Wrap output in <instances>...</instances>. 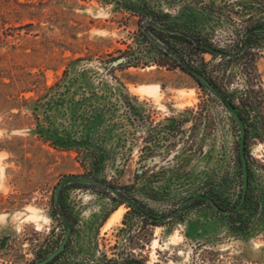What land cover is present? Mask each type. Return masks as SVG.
Wrapping results in <instances>:
<instances>
[{
    "label": "rangeland",
    "instance_id": "1",
    "mask_svg": "<svg viewBox=\"0 0 264 264\" xmlns=\"http://www.w3.org/2000/svg\"><path fill=\"white\" fill-rule=\"evenodd\" d=\"M146 20L232 50L264 23V0H0V264H31L57 245L53 192L67 174L105 180L153 215L200 189L223 207L237 202L236 123L146 31L240 110L260 105L263 115L264 31L219 56ZM253 159L252 197L233 214L197 199L154 222L104 187L65 184L72 233L50 264H264V181ZM195 221L215 231L195 236Z\"/></svg>",
    "mask_w": 264,
    "mask_h": 264
},
{
    "label": "water",
    "instance_id": "2",
    "mask_svg": "<svg viewBox=\"0 0 264 264\" xmlns=\"http://www.w3.org/2000/svg\"><path fill=\"white\" fill-rule=\"evenodd\" d=\"M153 25L161 30L168 31L170 33H179V34H186L190 38L194 39V37L185 31L178 29V28H173L167 25H162V24H155ZM253 31L259 30V31H264V24H259L256 26L251 27ZM251 28L246 29L244 32L241 34V39L244 40V36L251 30ZM148 36L158 45L160 46L164 51L170 53L174 57H176L182 64L187 68L189 73L193 76H195L200 83H203L206 88L213 94L215 95L218 99H220L224 105L227 107L229 110L230 114L232 117L235 119L238 127H239V139H238V153H239V159L241 162V168H242V188L240 192L239 199L237 203L232 206V207H222L220 206L214 198L207 192H204L203 189L198 190L195 193H192L182 199L181 201L178 202L177 207L173 209L171 212L163 214V215H153L150 214L142 205H140L134 198L131 196L127 195L123 191H121L118 187L101 180L99 178H96L93 175H86V174H67L63 176L55 185L54 188V201H58L59 199V194L61 191V188L67 184V183H84V184H95L97 186L105 187L106 189L110 190L114 195L120 197L123 199L125 202H127L130 206L134 207L138 212L143 214L144 216L148 217L150 220H153L155 222L159 221H164L170 217H172L175 213L179 212L182 207H184L186 204L192 202L194 199L201 198L209 201L216 209H218L221 212L225 213H234L238 211L244 201H245V196H246V189H247V183H248V168H247V163H246V156H245V148H244V122L242 117L239 114V111L232 103V101L229 99V97L221 90L219 89L210 79L200 70H198L196 67L191 65L187 59H182L178 53H176L174 50L170 49L166 43L161 41L159 38L152 36L150 33H148ZM198 44L205 49L222 54V55H233L237 51H227L220 49L210 43L204 42L202 40H196ZM242 50V49H241ZM124 58L123 57H118L116 58L113 62L118 63L121 62ZM71 232V226L70 222L66 221L64 225V232L62 235V238L57 245V247L52 250L50 253H48L45 257L35 260L31 264H46L50 260H52L64 247L65 243L67 242L69 235Z\"/></svg>",
    "mask_w": 264,
    "mask_h": 264
},
{
    "label": "flooded vegetation",
    "instance_id": "3",
    "mask_svg": "<svg viewBox=\"0 0 264 264\" xmlns=\"http://www.w3.org/2000/svg\"><path fill=\"white\" fill-rule=\"evenodd\" d=\"M153 23H155V24H161V23H158V22H156V21H152V20H146V26L147 25H149V26H151V27H154V28H157V27H155L154 25H153ZM259 24H264V23H259ZM259 24H257V25H259ZM163 25V24H162ZM253 26H256V25H253ZM253 26H251V27H253ZM251 27H248V28H251ZM174 28V27H173ZM248 28H246V29H248ZM157 29H159V28H157ZM245 29V30H246ZM244 30V31H245ZM164 31V30H163ZM243 31V32H244ZM253 31V29L251 28V30L244 36L245 38H244V40H242L241 39V34H242V32H241V34H240V39H239V42H238V44L237 45H235L234 46V48L232 49V50H228V49H224L225 47L223 46V45H218V44H215V43H213L212 41H210V42H207V41H204V42H207V43H210V44H212V45H214V46H216V47H218V48H220V49H223V50H227V51H237L236 53H234L233 55H224V56H234V55H237V54H239V53H241L242 51H243V49H244V47H245V44H246V39H247V37H248V35L251 33ZM166 32H168V31H166ZM148 31H146V34L148 35ZM170 33V32H169ZM187 33V32H186ZM188 34H190V33H188ZM183 35H185V37H187V38H189L191 41H192V43L196 46V47H199V48H202V49H204V50H206V51H209V50H207V49H205L204 47H202V46H200L199 44H198V42L196 41V40H200V39H198L197 37H195L194 35H192V34H190V35H192L193 37H194V39H192V38H190L189 36H187L186 34H183ZM153 36V35H152ZM155 37V36H154ZM203 41V40H202ZM165 43V42H164ZM168 47H169V45H167ZM170 49H172V50H174L173 48H171V47H169ZM242 49V50H241ZM176 53H178L176 50H174ZM166 52V51H165ZM210 52H212V51H210ZM168 53V52H167ZM212 53H214V54H216V55H219V56H222V54H218V53H215V52H212ZM168 54H170V53H168ZM179 54V53H178ZM171 55V54H170ZM180 55V54H179ZM175 60H176V62L177 63H179V64H181L182 66H183V64L176 58V57H174L173 55H171ZM180 57L182 58V59H186V58H184V57H182V55H180ZM188 60V62L191 64V62L189 61V59H187ZM191 65H193V64H191ZM194 66V65H193ZM185 67V66H184ZM195 67V66H194ZM186 68V67H185ZM197 68V67H196ZM187 69V68H186ZM198 70H200L199 68H197ZM201 71V70H200ZM202 72V71H201ZM204 73V72H203ZM205 74V73H204ZM206 75V74H205ZM207 76V75H206ZM208 77V76H207ZM209 78V77H208ZM210 79V78H209ZM210 81H211V79H210ZM213 82V81H212ZM214 83V82H213ZM215 84V83H214ZM216 85V84H215ZM205 86V85H204ZM217 86V85H216ZM218 87V86H217ZM205 88H206V86H205ZM219 88V87H218ZM207 89V88H206ZM220 89V88H219ZM208 90V89H207ZM209 91V90H208ZM230 99V98H229ZM231 100V99H230ZM232 101V100H231ZM223 103V102H222ZM232 103L234 104V102L232 101ZM223 105H224V103H223ZM235 105V104H234ZM225 106V105H224ZM237 107V106H236ZM225 108L227 109V107L225 106ZM237 109H238V111H239V114H240V116L242 117V119H243V122H244V148H245V156H246V163H247V168H248V183H247V189H246V196H245V201H244V203H243V205H242V207L246 204V202H247V200L250 198V197H252V194H251V182H252V171H253V162H252V160L254 161V159L253 158H255V164H256V169H257V171H258V174H259V178H258V180L260 181V182H263L264 181V115H263V110H262V108L260 109V105L256 108V109H249L248 108V106L245 104V108H244V110L242 111V110H240L238 107H237ZM228 110V109H227ZM228 112H229V110H228ZM229 114H230V112H229ZM231 115V114H230ZM231 117H232V115H231ZM233 118V117H232ZM233 120H234V122L236 123V121H235V119L233 118ZM236 125H237V123H236ZM237 127H238V125H237ZM238 134H239V127H238ZM238 139H239V135H238ZM251 140H255V143H253ZM256 146H258L257 147V150H259V153H254L253 152V150L254 149H256ZM238 158H239V153H238ZM258 158V159H257ZM239 174H240V191L239 192H241V188H242V168H241V162H240V159H239ZM96 177V176H95ZM97 178V177H96ZM100 179V178H99ZM102 180V179H101ZM105 181V180H104ZM107 182V181H106ZM109 183V182H108ZM81 184H84V183H81ZM111 184V183H110ZM90 185H95V184H90ZM97 186V185H96ZM63 188V187H62ZM62 188H61V190H62ZM105 188V187H104ZM106 189V188H105ZM110 191V190H109ZM204 191V190H203ZM205 192V191H204ZM60 193H61V191H60ZM208 193V192H207ZM53 194H54V192H53ZM211 195V194H210ZM212 196V195H211ZM239 196H240V193H239ZM118 197V196H117ZM187 197V196H186ZM213 197V196H212ZM260 197V196H259ZM258 197V198H259ZM118 198H120V197H118ZM214 198V200L216 201V198L215 197H213ZM121 199V198H120ZM184 199V198H183ZM197 199H200V200H204V201H207V200H205V199H201V198H197ZM197 199H194V200H197ZM238 199H239V197H238ZM260 199V198H259ZM121 200H123V199H121ZM182 200V199H181ZM180 200V201H181ZM193 200V201H194ZM124 201V200H123ZM192 201V202H193ZM238 201V200H237ZM207 202H209V201H207ZM217 202V201H216ZM191 203V202H190ZM210 203V202H209ZM218 203V202H217ZM237 203V202H236ZM235 203V204H236ZM211 204V203H210ZM219 204V203H218ZM234 204V205H235ZM53 205H54V207L56 208V211H57V213H58V215H59V217H60V219H61V221H62V223H63V232H64V225H65V222L66 221H69L70 222V226H71V232H70V235H69V238H68V240H67V242L65 243V245H64V247H63V249L52 259V260H50L49 262H47L46 264H50L53 260H55L57 257H59V255L65 250V248L67 247V245H68V242H69V239H70V237H71V233H72V225H71V221H70V219L66 216V214L64 213V211L62 210V208H61V206H60V194H59V199H58V201L56 202V201H54V197H53ZM212 205V204H211ZM220 205V204H219ZM233 205V206H234ZM213 206V205H212ZM220 206H222V205H220ZM177 207V205L173 208V209H175ZM214 207V206H213ZM223 207V206H222ZM242 207L240 208V209H242ZM133 209H135L134 207H132ZM145 208V207H144ZM183 208V207H182ZM215 208V207H214ZM146 209V208H145ZM173 209H171V211L173 210ZM216 209V208H215ZM239 209V210H240ZM136 210V209H135ZM147 210V209H146ZM216 210H218V209H216ZM238 210V211H239ZM137 211V210H136ZM148 211V210H147ZM170 211V212H171ZM219 211V210H218ZM138 212V211H137ZM149 212V211H148ZM221 212V211H220ZM139 214H141L140 212H138ZM150 213V212H149ZM167 213H169V212H167ZM178 213V212H177ZM235 213V212H234ZM151 214V213H150ZM164 214H166V213H164ZM176 214V213H175ZM174 214V215H175ZM233 214V213H232ZM161 215H163V214H161ZM173 215V216H174ZM141 216L143 217V218H145V219H147V220H150L148 217H146V216H144L143 214H141ZM171 218V217H170ZM150 221H153V220H150ZM155 222V221H154ZM160 222V221H159ZM63 232H62V235H63ZM62 235H61V238H62ZM61 238H60V240H61ZM60 240H59V242H60ZM59 242L57 243V245L59 244ZM57 245L52 249V250H54L56 247H57ZM51 250V251H52ZM51 251H49L48 253H50ZM47 253V254H48ZM46 254V255H47ZM46 255H44V256H42L41 258H43V257H45ZM41 258H39V259H41ZM38 260V259H37ZM34 262V261H33Z\"/></svg>",
    "mask_w": 264,
    "mask_h": 264
},
{
    "label": "bare ground",
    "instance_id": "4",
    "mask_svg": "<svg viewBox=\"0 0 264 264\" xmlns=\"http://www.w3.org/2000/svg\"><path fill=\"white\" fill-rule=\"evenodd\" d=\"M141 89H143L144 91H147V92H150L152 94H154V96L158 99L160 97V90H159V87L158 85H146V86H143ZM34 213V212H33ZM30 214V213H29ZM35 214V213H34ZM32 215V214H31ZM28 216V215H27ZM37 216V215H36ZM40 216V215H39ZM43 216V215H42ZM174 234V233H173ZM172 234V237L175 236ZM177 237V236H176ZM175 238V237H174ZM172 242V241H171Z\"/></svg>",
    "mask_w": 264,
    "mask_h": 264
},
{
    "label": "crops",
    "instance_id": "5",
    "mask_svg": "<svg viewBox=\"0 0 264 264\" xmlns=\"http://www.w3.org/2000/svg\"><path fill=\"white\" fill-rule=\"evenodd\" d=\"M223 213H225V212H223ZM195 220V219H194ZM198 221V220H197ZM196 222V221H195ZM214 223H215V225H216V221H214ZM200 229V230H199ZM196 231V235L195 236H197L198 235V237H202L203 235H206V234H208V233H213L214 231H212V232H210V230L208 231L207 229H206V226L205 227H203V226H201L200 225V227H197V222H196V228L194 229V231L193 232H195ZM192 237H194V236H192Z\"/></svg>",
    "mask_w": 264,
    "mask_h": 264
},
{
    "label": "trees",
    "instance_id": "6",
    "mask_svg": "<svg viewBox=\"0 0 264 264\" xmlns=\"http://www.w3.org/2000/svg\"><path fill=\"white\" fill-rule=\"evenodd\" d=\"M172 34H179V33H172ZM181 35H183V34H181ZM185 36V35H184ZM177 65L178 66H180L182 69H184V70H186V71H188L184 66H182L181 64H179V63H177ZM189 72V71H188ZM193 76V75H192ZM196 80H197V82L201 85V86H203V87H205L204 86V84L203 83H200L199 81H198V79L195 77V76H193ZM134 211H136L135 209H133ZM137 212V211H136Z\"/></svg>",
    "mask_w": 264,
    "mask_h": 264
},
{
    "label": "built area",
    "instance_id": "7",
    "mask_svg": "<svg viewBox=\"0 0 264 264\" xmlns=\"http://www.w3.org/2000/svg\"><path fill=\"white\" fill-rule=\"evenodd\" d=\"M210 40H211L213 43H215V44L221 45V44L217 43L218 39H216V37H211ZM223 45H225V44H223Z\"/></svg>",
    "mask_w": 264,
    "mask_h": 264
}]
</instances>
